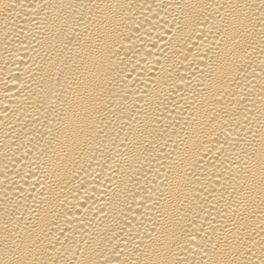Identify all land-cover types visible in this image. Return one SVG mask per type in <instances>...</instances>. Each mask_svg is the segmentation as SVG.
<instances>
[{
  "label": "bare ground",
  "instance_id": "obj_1",
  "mask_svg": "<svg viewBox=\"0 0 264 264\" xmlns=\"http://www.w3.org/2000/svg\"><path fill=\"white\" fill-rule=\"evenodd\" d=\"M0 264H264V0H0Z\"/></svg>",
  "mask_w": 264,
  "mask_h": 264
}]
</instances>
